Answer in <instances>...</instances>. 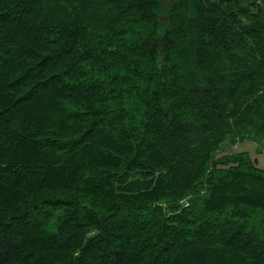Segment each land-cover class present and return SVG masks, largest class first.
<instances>
[{"label": "trees", "instance_id": "16d2710c", "mask_svg": "<svg viewBox=\"0 0 264 264\" xmlns=\"http://www.w3.org/2000/svg\"><path fill=\"white\" fill-rule=\"evenodd\" d=\"M245 139L264 0H0V264H264Z\"/></svg>", "mask_w": 264, "mask_h": 264}, {"label": "rangeland", "instance_id": "374dc122", "mask_svg": "<svg viewBox=\"0 0 264 264\" xmlns=\"http://www.w3.org/2000/svg\"><path fill=\"white\" fill-rule=\"evenodd\" d=\"M234 146L237 148L248 149L253 155L257 156L258 162L264 165V145H258V142L253 139H245L238 141ZM233 145H227L224 151L229 152L234 148Z\"/></svg>", "mask_w": 264, "mask_h": 264}]
</instances>
